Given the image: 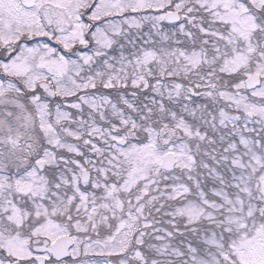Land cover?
I'll return each instance as SVG.
<instances>
[{
	"label": "snow or ice",
	"instance_id": "snow-or-ice-1",
	"mask_svg": "<svg viewBox=\"0 0 264 264\" xmlns=\"http://www.w3.org/2000/svg\"><path fill=\"white\" fill-rule=\"evenodd\" d=\"M0 264H264V0H0Z\"/></svg>",
	"mask_w": 264,
	"mask_h": 264
}]
</instances>
